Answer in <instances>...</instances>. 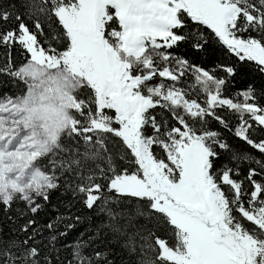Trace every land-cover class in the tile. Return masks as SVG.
Instances as JSON below:
<instances>
[{
    "label": "snow or ice",
    "instance_id": "1",
    "mask_svg": "<svg viewBox=\"0 0 264 264\" xmlns=\"http://www.w3.org/2000/svg\"><path fill=\"white\" fill-rule=\"evenodd\" d=\"M26 8L35 31L21 14L0 9V26L16 23L0 30V46L9 49L0 74L23 85L19 94L0 96V206L10 208L19 199L36 213L71 173L78 181L74 193L88 209L102 202L125 248L135 252L143 241L140 264H264V181L254 179L264 172L249 170L245 204L243 182L231 175L238 171L215 167L220 151L230 146L209 129L208 119L227 127L216 109L239 113L234 135L264 154V140L250 138L253 125L244 119L247 114L264 128V108L249 103L251 86L241 93L243 103L222 98L224 79L168 51L190 35L202 50L207 29L239 61L264 72V0H30ZM189 24L195 33H185ZM13 46L24 50L26 63L13 64ZM173 59L178 72L169 67ZM218 67L236 74L233 67ZM188 71L206 106L176 86ZM157 108L178 126L167 117L158 120ZM117 158L135 170L121 168ZM231 159L248 156L234 153ZM255 162L264 169V162ZM221 185L230 186L232 195ZM109 201L124 207L114 212ZM139 219L144 223L137 226ZM3 243L0 264H39L38 249ZM82 247L73 251L77 264H100L101 253L94 262Z\"/></svg>",
    "mask_w": 264,
    "mask_h": 264
},
{
    "label": "trees",
    "instance_id": "2",
    "mask_svg": "<svg viewBox=\"0 0 264 264\" xmlns=\"http://www.w3.org/2000/svg\"><path fill=\"white\" fill-rule=\"evenodd\" d=\"M251 2L256 3V0H251ZM29 4L30 0H0V9L11 12L13 17L17 13L21 14L24 22L28 24L31 30L35 31V17H29L28 9L26 8V5ZM13 27H16V23L9 22L7 25L0 26V30H10ZM44 30L45 33L49 32L46 23ZM196 30V26L189 24V28L185 30V33H195ZM202 31L207 37V43L199 41L203 44L202 50H197L194 47L197 41L195 36L190 35L186 42H181L179 46L168 50L171 56L183 59L189 65L198 66L209 71L217 78L224 79L225 84L222 86V98L243 103L241 93L251 86L255 91L253 93L254 99L250 100L249 103H254L264 108V72L259 71L253 62L244 63L239 61L236 55L229 52L226 47L216 40L210 33V30L202 29ZM244 35L245 37L247 36V34ZM251 35L255 37L257 34L252 32ZM38 39L43 42L44 38L38 37ZM44 46L47 47V45ZM59 47L62 48L63 46L60 45ZM10 55L15 66L26 63L24 50L20 47L13 46L10 50ZM8 57L9 49L0 46V67L8 63ZM218 66L233 67L236 69V74L229 76L227 72ZM169 67L178 72V65L175 59L171 61ZM195 83L194 76L191 71H188L185 76L180 78L176 86L188 93L187 98L189 100L196 99L203 106V104H206V96L200 91L198 86L193 87ZM22 90V84L18 85V82H13L12 78L0 74V96L4 94L16 95L21 93ZM154 111L157 113L158 120L162 117H167L171 125H176V121L172 120L170 113L159 108ZM216 112L226 122L227 127L222 126L212 118H208L209 129L219 132L220 138L230 147L227 152L220 151V156L215 167L218 170L227 167L238 171L239 175H236L235 172L231 175L233 179L243 182L242 187L245 191L246 204L251 192V183L246 177L250 169H255L257 173L264 172V169H261L255 162L256 160L264 162V154L259 153L256 149H253L246 142L234 135L236 128L241 123L239 113L226 107L217 108ZM244 119L253 125L252 129L249 130L250 138L256 142L264 140V128L256 126L255 121H252L247 114H245ZM189 123H191V120H189ZM148 134H151V129L148 130ZM110 147L112 146L110 145ZM114 151H119V146ZM155 151L160 158L164 159L165 162L167 161L166 154L162 149L155 147ZM234 153L247 155L248 159L233 160L231 156ZM117 161L121 168H128L130 171L135 170V165L120 161L118 158ZM221 174L222 171L218 173V176ZM57 175H59L58 172ZM254 179L258 182L264 181L261 175L255 176ZM77 182L71 173L61 177L58 181L60 186L50 193L48 201H40L41 207L36 213L31 212L30 205L27 202L19 199L15 200L10 208L6 209L0 206V241L8 242L15 240L20 245V248L32 247L38 249L39 264H77L73 251L78 244L84 245L81 251L84 255L92 257L94 262L95 253H101L103 258L100 264H140L142 253L139 251V245L143 241H138L135 252H131L125 248L124 238H117L109 227L110 223L115 222L110 221L106 211H101L102 202H97L94 209H88L83 203L82 196L74 193L75 183ZM98 182L106 183L105 181ZM221 187L230 196L232 195L228 191L230 186L221 185ZM105 195L111 194L105 192ZM107 207L111 208L114 212H118L123 209L124 205L118 206L116 203L109 201ZM128 207L132 206L129 205ZM237 215L239 214L237 213ZM29 221H33L29 227V231L27 233L21 231L24 226L28 225ZM119 222L121 224L125 223L124 220H120ZM135 223L138 226L143 224L144 220L139 219ZM245 223L249 228L254 227L249 222L245 221ZM50 224L52 225L51 228L48 227ZM68 225L73 226L68 227ZM132 230L131 228L129 229V231ZM29 236H32L33 239L29 240L27 246H24L22 242L28 239ZM169 239H172V237H169ZM0 247H7V244H0ZM13 251L18 252L19 249H13Z\"/></svg>",
    "mask_w": 264,
    "mask_h": 264
},
{
    "label": "rangeland",
    "instance_id": "3",
    "mask_svg": "<svg viewBox=\"0 0 264 264\" xmlns=\"http://www.w3.org/2000/svg\"><path fill=\"white\" fill-rule=\"evenodd\" d=\"M202 106V105H201ZM203 106H206V104H203ZM166 162H168V161H166ZM170 163V162H169Z\"/></svg>",
    "mask_w": 264,
    "mask_h": 264
}]
</instances>
